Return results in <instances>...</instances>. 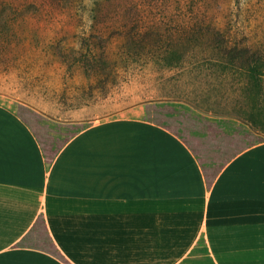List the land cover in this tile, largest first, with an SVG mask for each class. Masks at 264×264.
I'll use <instances>...</instances> for the list:
<instances>
[{"label":"crops","instance_id":"obj_1","mask_svg":"<svg viewBox=\"0 0 264 264\" xmlns=\"http://www.w3.org/2000/svg\"><path fill=\"white\" fill-rule=\"evenodd\" d=\"M5 94L80 126L49 153L0 103V264H182L199 245L210 264H264V137L209 174L184 139L130 109ZM39 223L51 250L26 241Z\"/></svg>","mask_w":264,"mask_h":264},{"label":"rangeland","instance_id":"obj_2","mask_svg":"<svg viewBox=\"0 0 264 264\" xmlns=\"http://www.w3.org/2000/svg\"><path fill=\"white\" fill-rule=\"evenodd\" d=\"M225 42L254 50L244 64L264 71V0H0V103L49 153L80 125L44 119L5 92L98 115L130 109L184 139L213 174L264 137V75L251 107L237 62L216 61ZM245 110L263 125L234 118ZM36 234L26 241L51 250L40 223ZM192 255L182 264H210L202 246Z\"/></svg>","mask_w":264,"mask_h":264},{"label":"trees","instance_id":"obj_3","mask_svg":"<svg viewBox=\"0 0 264 264\" xmlns=\"http://www.w3.org/2000/svg\"><path fill=\"white\" fill-rule=\"evenodd\" d=\"M216 53V61L229 63H234L235 61L237 62L238 69L241 71V77L243 76V88H249V91L245 90V94L243 96L248 98L251 103V107H255V104L257 103L259 107L261 91L263 88L264 71L257 65L244 64L248 59V56L250 61H253L254 58L252 56L255 54V51L249 49L248 47L240 46L238 43L230 44L229 42H225L222 47H219L218 50H216ZM234 118L249 123L253 129H257L259 125H263V120H256L255 117L251 116V113H248L246 110L244 112H235ZM262 119H264L263 116Z\"/></svg>","mask_w":264,"mask_h":264}]
</instances>
